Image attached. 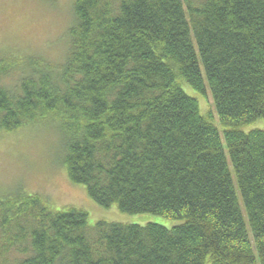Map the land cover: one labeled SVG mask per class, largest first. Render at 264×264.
Listing matches in <instances>:
<instances>
[{"label":"trees","instance_id":"16d2710c","mask_svg":"<svg viewBox=\"0 0 264 264\" xmlns=\"http://www.w3.org/2000/svg\"><path fill=\"white\" fill-rule=\"evenodd\" d=\"M74 14L63 62L31 57L18 92L0 86V130L55 124L93 201L183 222L90 227L19 189L0 197V264H264V130L242 129L264 120V0H76ZM206 79L231 165L181 85Z\"/></svg>","mask_w":264,"mask_h":264},{"label":"rangeland","instance_id":"374dc122","mask_svg":"<svg viewBox=\"0 0 264 264\" xmlns=\"http://www.w3.org/2000/svg\"><path fill=\"white\" fill-rule=\"evenodd\" d=\"M75 2L0 0V59L13 67L11 73L0 80V86L18 92L20 80L26 75L25 62L31 57L42 58L54 65L65 60L71 43L69 31L77 22ZM205 83V93L194 90L186 82L181 85L188 95L198 99L202 114H212L228 156L224 128L220 124L207 79ZM54 125L45 121L14 132L0 130V197L19 189L29 194L37 193L45 197L55 209L73 206L85 210L90 227L99 221L138 225L158 223L168 228L183 222L151 213H123L116 205L107 208L93 201L84 185L69 179L61 163L63 138ZM253 128L264 130V120L242 129L247 132ZM229 163L231 165L230 159ZM240 203L246 218L242 201ZM248 230L250 232L249 227Z\"/></svg>","mask_w":264,"mask_h":264}]
</instances>
